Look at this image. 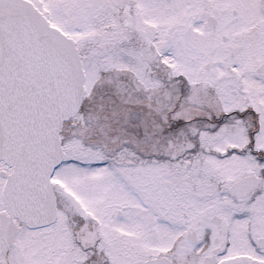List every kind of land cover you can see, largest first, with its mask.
Segmentation results:
<instances>
[{"label": "snow or ice", "instance_id": "1", "mask_svg": "<svg viewBox=\"0 0 264 264\" xmlns=\"http://www.w3.org/2000/svg\"><path fill=\"white\" fill-rule=\"evenodd\" d=\"M0 264H264V0H0Z\"/></svg>", "mask_w": 264, "mask_h": 264}]
</instances>
